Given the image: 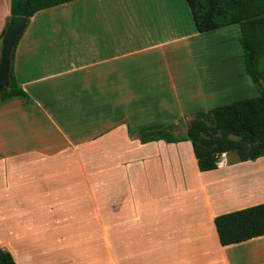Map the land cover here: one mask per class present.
<instances>
[{"label":"crops","instance_id":"1","mask_svg":"<svg viewBox=\"0 0 264 264\" xmlns=\"http://www.w3.org/2000/svg\"><path fill=\"white\" fill-rule=\"evenodd\" d=\"M124 1L78 0L29 19L14 60L29 99L0 105V249L16 264H264V237L224 247L215 226L264 204V158L223 155L201 172L191 142L129 135L171 125L176 108L136 129L109 126L108 101L218 99L219 64L212 77V62L197 63L213 49L205 36L236 29L198 33L186 0L181 22ZM10 18L11 0H0V37ZM238 64L227 79L248 76Z\"/></svg>","mask_w":264,"mask_h":264},{"label":"trees","instance_id":"2","mask_svg":"<svg viewBox=\"0 0 264 264\" xmlns=\"http://www.w3.org/2000/svg\"><path fill=\"white\" fill-rule=\"evenodd\" d=\"M78 0H11V18L31 19L40 11ZM196 30L200 34L237 27L244 51L246 74L257 88L253 98L199 112L190 122L186 134L175 137L173 125L143 128L135 135L141 144L181 140L192 144L201 172L219 168L223 155H234L230 165L255 162L264 158V0H186ZM11 18L0 37L6 35ZM23 34V33H22ZM17 38L11 54L7 89L0 95V105L13 99H29L19 86L14 72ZM129 135L134 133L129 130ZM220 244L224 247L264 237V204L221 215L215 219ZM0 264H16L9 252L0 249Z\"/></svg>","mask_w":264,"mask_h":264},{"label":"rangeland","instance_id":"3","mask_svg":"<svg viewBox=\"0 0 264 264\" xmlns=\"http://www.w3.org/2000/svg\"><path fill=\"white\" fill-rule=\"evenodd\" d=\"M185 1V0H184ZM125 7L132 10H137L140 16L145 14L156 18L159 16H169L170 20L173 18L174 21L183 20L181 16V6L177 0H125ZM186 3V1H185ZM187 5V3H186ZM188 8V5H187ZM128 9V10H129ZM189 9V8H188ZM234 33L227 35V32H215L209 36H205L207 44H211L213 49L206 51L204 55V62L197 63L196 68H202L208 66L207 63L212 62L214 69L212 68L210 73L212 77L217 73L215 64H219V68L222 70L221 85H225V89L218 94V99L213 100H187V101H146V100H123V101H108L109 107L117 110V116L109 117V126L115 124H127V126L136 129L141 125H148L154 121L164 118L161 114L164 109L173 113V110L180 109L181 115L173 116L168 115L165 118L170 119L169 124L175 126L176 132L175 137H182L186 134L187 128L193 118L199 112H207L214 108L231 104L235 101L253 98L258 95L257 88L251 81L249 76L246 78H235L227 79L232 70L239 67L238 60H244V51L240 45V31L237 27ZM2 46V41H1ZM229 66H232V70H229ZM206 71V68H204ZM239 71H236L238 73ZM201 73L202 69H201ZM208 76V75H207ZM217 96V95H216ZM166 107V108H164ZM113 119L114 122L111 120ZM134 137H136V130H132ZM226 161L230 164L231 161L236 160L234 155H226ZM263 174L262 179L264 180V166L262 169H258Z\"/></svg>","mask_w":264,"mask_h":264},{"label":"water","instance_id":"4","mask_svg":"<svg viewBox=\"0 0 264 264\" xmlns=\"http://www.w3.org/2000/svg\"><path fill=\"white\" fill-rule=\"evenodd\" d=\"M28 21V18L12 17L6 35L2 40L0 58V95L7 89L11 54L15 47L18 36L23 33Z\"/></svg>","mask_w":264,"mask_h":264}]
</instances>
